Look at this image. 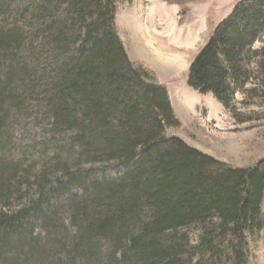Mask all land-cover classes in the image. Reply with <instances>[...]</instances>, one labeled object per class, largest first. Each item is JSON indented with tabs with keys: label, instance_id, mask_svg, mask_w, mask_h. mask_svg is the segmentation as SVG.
Wrapping results in <instances>:
<instances>
[{
	"label": "trees",
	"instance_id": "obj_1",
	"mask_svg": "<svg viewBox=\"0 0 264 264\" xmlns=\"http://www.w3.org/2000/svg\"><path fill=\"white\" fill-rule=\"evenodd\" d=\"M15 1L0 0V264H264V157L232 166L173 133L166 85L117 30L133 0ZM254 80L264 0H239L188 85L231 108ZM26 118L56 147L34 177L4 152Z\"/></svg>",
	"mask_w": 264,
	"mask_h": 264
},
{
	"label": "rangeland",
	"instance_id": "obj_2",
	"mask_svg": "<svg viewBox=\"0 0 264 264\" xmlns=\"http://www.w3.org/2000/svg\"><path fill=\"white\" fill-rule=\"evenodd\" d=\"M10 1V9L15 10L16 1ZM238 1L133 0L119 7L116 26L130 60L146 62L166 85L181 122L173 133L218 161L246 167L264 157L263 87H258L256 80L247 83V92H238L232 107L226 108L212 94H201L188 85L192 61ZM12 23V17L5 22L8 26ZM156 53L171 64L161 61ZM34 121L10 120L13 145L4 151L7 161H21L22 174L29 169L31 177L40 175L44 168L51 172L56 152V147L48 146L52 141L49 132ZM22 148H28V153ZM27 188L25 184L23 191ZM185 231L193 244L198 242V227Z\"/></svg>",
	"mask_w": 264,
	"mask_h": 264
},
{
	"label": "bare ground",
	"instance_id": "obj_3",
	"mask_svg": "<svg viewBox=\"0 0 264 264\" xmlns=\"http://www.w3.org/2000/svg\"><path fill=\"white\" fill-rule=\"evenodd\" d=\"M156 55L158 57H160V60L163 61L164 63L171 64V62H170L171 60L169 61V59H165L162 55L160 56V54H158V53H156Z\"/></svg>",
	"mask_w": 264,
	"mask_h": 264
}]
</instances>
